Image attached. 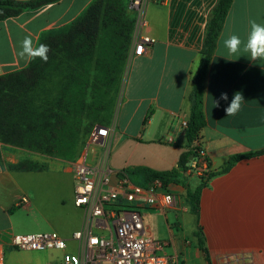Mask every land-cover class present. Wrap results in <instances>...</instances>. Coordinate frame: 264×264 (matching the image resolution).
Segmentation results:
<instances>
[{"label":"crops","instance_id":"crops-1","mask_svg":"<svg viewBox=\"0 0 264 264\" xmlns=\"http://www.w3.org/2000/svg\"><path fill=\"white\" fill-rule=\"evenodd\" d=\"M93 1L59 0L0 21V76L28 66L29 61L18 56L25 37H31L33 46H38L41 39L74 23ZM129 1L123 0V7L134 19L127 8ZM216 2L166 0L146 4L143 33L154 43L140 57L129 56L130 47L127 53L109 125L112 130L108 161L112 170L124 172L138 167L166 172L178 170L180 155L188 151L183 124L190 115L192 78L199 67L208 17ZM250 20L264 24V0H233L205 80L206 125L200 132L199 147L209 157L215 175L202 190L199 225L211 261L218 264H264V60H249L243 45L235 56H228L223 47V39L231 34L246 41ZM225 92L228 100H220L219 106H215L214 101ZM236 92L245 101L235 115L226 116L225 108ZM11 148L0 143L1 244L14 236L10 208L29 194L13 176L14 172L25 170L9 169V165L21 161L9 155ZM233 156L243 157L222 173ZM182 182L185 181L168 185L178 196L176 208L168 211L174 213L175 224L167 223L168 212L154 213L164 216L170 234L167 240L174 241L183 264H192L204 259L194 237L195 217L185 202ZM170 228H178V234ZM230 243L236 246H229ZM7 257V264H49L60 253L10 251Z\"/></svg>","mask_w":264,"mask_h":264},{"label":"trees","instance_id":"trees-1","mask_svg":"<svg viewBox=\"0 0 264 264\" xmlns=\"http://www.w3.org/2000/svg\"><path fill=\"white\" fill-rule=\"evenodd\" d=\"M59 0H0V21L34 11ZM233 0H217L204 34L199 67L192 78L190 115L186 124L188 151L178 160V170L156 171L138 167L124 171L140 186L153 180L163 185L187 181L183 172L190 156L197 158L200 132L206 125L204 90L208 67ZM134 19L124 10L123 0H95L64 31L41 39L49 47L48 60H31L20 71L0 76V143L65 161L76 160L96 127L111 124L124 63L130 47ZM118 74V75H117ZM243 156L229 159L227 172ZM11 170L42 171L32 160L9 165ZM214 175L211 176V178ZM186 191V202L196 222L206 182ZM17 206L10 208L11 213ZM205 264H212L201 228L194 232Z\"/></svg>","mask_w":264,"mask_h":264},{"label":"built area","instance_id":"built-area-1","mask_svg":"<svg viewBox=\"0 0 264 264\" xmlns=\"http://www.w3.org/2000/svg\"><path fill=\"white\" fill-rule=\"evenodd\" d=\"M166 0H130L128 10L134 14L129 56L140 57L154 43L145 35V6ZM186 122L183 126L186 127ZM112 128L94 130L83 153L73 166V205L82 213L80 228L70 239L56 232L14 235L0 243V264H6L10 251L58 252L60 257L49 264H183V259L170 240H155L145 223L147 212L162 214L174 210L178 196L162 181L153 180L143 187L133 183L124 172L109 166V136ZM91 145L97 146L88 160ZM194 146H199V140ZM193 158L184 177L208 182L215 175L211 161L203 149ZM26 197L16 206L30 207ZM168 248L172 252L166 253Z\"/></svg>","mask_w":264,"mask_h":264},{"label":"rangeland","instance_id":"rangeland-1","mask_svg":"<svg viewBox=\"0 0 264 264\" xmlns=\"http://www.w3.org/2000/svg\"><path fill=\"white\" fill-rule=\"evenodd\" d=\"M89 149H92V151H88V160L92 158L93 151L99 153L100 150L94 145H91ZM8 150L9 155H12L16 160H32L42 165L44 169L42 172L25 171L13 173L17 182L28 190L29 194L27 196L25 195V197L30 202L29 208H15L10 213L13 215L14 235L49 233L53 231L66 239H70L72 233L80 228L82 219V213L74 207L72 201L74 176L70 172L73 171L76 160L65 161L14 147ZM3 155L7 154L3 152ZM186 184L190 190H194L198 186L199 180L196 177H191L188 178ZM188 209L190 212V206H188ZM167 215V223L170 226L175 224L176 219L174 213L168 212ZM145 220L155 240H167L170 238L164 216L151 212L150 215L145 216ZM195 226V231L198 228L202 230V227L199 225V220L196 222L195 219ZM170 230L175 235L179 232L178 228H170ZM218 245L220 244L218 243ZM229 246H236V244L230 243ZM227 249H229L228 246ZM165 252L170 254L172 251L166 248ZM12 253L17 252L12 251ZM178 254L182 258V255L180 253ZM22 259L24 260V258ZM8 260L9 257H6V264ZM192 264H205V262L202 259H198L192 262ZM212 264L218 263L212 262Z\"/></svg>","mask_w":264,"mask_h":264},{"label":"clouds","instance_id":"clouds-1","mask_svg":"<svg viewBox=\"0 0 264 264\" xmlns=\"http://www.w3.org/2000/svg\"><path fill=\"white\" fill-rule=\"evenodd\" d=\"M250 31L246 41H242L237 34H231L226 39H223V47L227 50L228 56H235L241 52L243 45V52L247 53V58L251 61L264 60V24L257 23L255 20H250ZM49 47L45 44H38L33 46L31 37H25L21 42V50L18 56L21 59L31 61L35 58H40L44 62L48 60ZM224 57V56H223ZM227 59V57H225ZM220 100L227 101L228 94L221 93L219 100L214 101L215 106H219ZM244 97L240 92H236L230 104L225 108L226 116L235 115L244 102Z\"/></svg>","mask_w":264,"mask_h":264},{"label":"water","instance_id":"water-1","mask_svg":"<svg viewBox=\"0 0 264 264\" xmlns=\"http://www.w3.org/2000/svg\"><path fill=\"white\" fill-rule=\"evenodd\" d=\"M102 126H98L95 129L98 130L99 128H101ZM193 159V156H190L189 160L191 161Z\"/></svg>","mask_w":264,"mask_h":264}]
</instances>
